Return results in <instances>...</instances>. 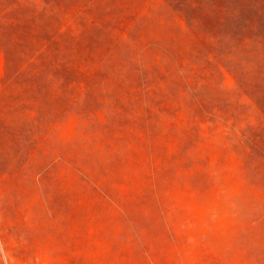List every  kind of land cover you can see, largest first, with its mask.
<instances>
[{"label":"rangeland","instance_id":"rangeland-1","mask_svg":"<svg viewBox=\"0 0 264 264\" xmlns=\"http://www.w3.org/2000/svg\"><path fill=\"white\" fill-rule=\"evenodd\" d=\"M221 1L0 0V264H264V10Z\"/></svg>","mask_w":264,"mask_h":264},{"label":"trees","instance_id":"trees-1","mask_svg":"<svg viewBox=\"0 0 264 264\" xmlns=\"http://www.w3.org/2000/svg\"><path fill=\"white\" fill-rule=\"evenodd\" d=\"M45 3L46 4L44 5L43 10L47 14L53 15L55 11H53V7L49 5V0H45ZM218 5L220 6L219 9L224 13L225 18H238L243 11L249 10L253 6L256 13H260L264 10V0H222ZM35 13L36 12H34V16L36 17ZM64 33L65 31H61L59 28H53L49 33L52 39V44H54V50L56 51L55 64L57 65L63 64H61V61L59 60L58 51L60 50L61 46L58 38ZM109 40L111 43H114V38H110ZM157 102H159V99Z\"/></svg>","mask_w":264,"mask_h":264}]
</instances>
